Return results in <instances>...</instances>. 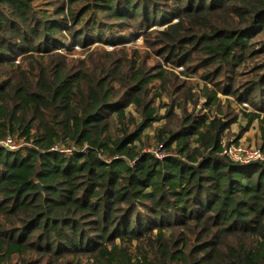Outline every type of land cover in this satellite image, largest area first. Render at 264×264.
I'll return each mask as SVG.
<instances>
[{
    "label": "trees",
    "instance_id": "obj_1",
    "mask_svg": "<svg viewBox=\"0 0 264 264\" xmlns=\"http://www.w3.org/2000/svg\"><path fill=\"white\" fill-rule=\"evenodd\" d=\"M0 264H264V0H0Z\"/></svg>",
    "mask_w": 264,
    "mask_h": 264
},
{
    "label": "rangeland",
    "instance_id": "obj_2",
    "mask_svg": "<svg viewBox=\"0 0 264 264\" xmlns=\"http://www.w3.org/2000/svg\"><path fill=\"white\" fill-rule=\"evenodd\" d=\"M137 44L140 45L141 41L138 40ZM178 71H180L178 69ZM160 125L157 124L155 127H159ZM246 128V121L242 117L240 118L238 124L234 125L232 129L228 132L225 138V142H229L231 144H241L245 145L248 148H252L254 150H260L261 147V139L258 130L257 123H254L251 127L247 130L243 131ZM154 131H148L150 136H153Z\"/></svg>",
    "mask_w": 264,
    "mask_h": 264
},
{
    "label": "built area",
    "instance_id": "obj_3",
    "mask_svg": "<svg viewBox=\"0 0 264 264\" xmlns=\"http://www.w3.org/2000/svg\"><path fill=\"white\" fill-rule=\"evenodd\" d=\"M182 70V68H179ZM4 146L10 149H16V143L12 138H8L4 142ZM55 151L64 152L69 155L75 152L76 148L71 147L67 149H62L61 147H56ZM225 154L235 162L248 163L257 160H263V155L261 150H254L252 148H248L245 145L241 144H231L225 147ZM159 158H162V155L157 154Z\"/></svg>",
    "mask_w": 264,
    "mask_h": 264
}]
</instances>
